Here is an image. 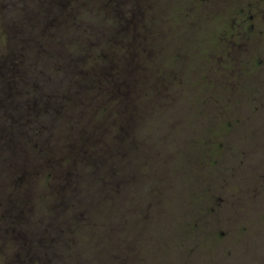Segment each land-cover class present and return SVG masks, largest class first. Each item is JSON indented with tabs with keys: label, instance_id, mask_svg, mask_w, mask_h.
<instances>
[{
	"label": "rangeland",
	"instance_id": "374dc122",
	"mask_svg": "<svg viewBox=\"0 0 264 264\" xmlns=\"http://www.w3.org/2000/svg\"><path fill=\"white\" fill-rule=\"evenodd\" d=\"M80 1L76 17L82 22L114 26V14L100 5L101 0ZM126 1V10L134 8L129 12L137 19L138 31H127L131 33L126 36L141 38L145 47L138 58L148 77L140 86L146 114L144 129L140 127L137 133L144 144L128 165L138 178L131 184L130 196L124 191L98 202L91 200L89 222L72 228L78 229L73 250L85 264L123 263L119 257L126 251L127 234L133 237L136 230L125 225L126 211L135 206L155 213L151 221H144L148 224L140 229L141 236L134 237L138 244L135 264H219L215 258L226 260L230 255L229 261L235 263L240 250L263 260L264 182L259 171L264 170V104L256 108L255 103L264 101V68L255 72L251 63L258 54L264 56V28L261 37L247 41L240 71L232 73L233 86L220 78L228 73L220 72L215 64L222 55L215 49L224 37L221 20L225 16L220 6L206 3L205 8L196 0ZM249 9L245 15L254 14L249 21L259 30L264 16ZM30 12L27 7L26 13ZM63 25L60 33L77 54L83 50L78 38L88 32L75 23ZM162 75L168 84L166 79L159 81ZM255 92H260V99H253ZM223 110L221 119L216 114ZM225 175L233 180L224 183ZM155 184L160 194L152 193ZM225 190L235 198L239 194L236 200L242 201L244 209L240 219L207 210ZM46 209L42 205L39 213ZM221 227L230 232L228 240H215Z\"/></svg>",
	"mask_w": 264,
	"mask_h": 264
},
{
	"label": "trees",
	"instance_id": "16d2710c",
	"mask_svg": "<svg viewBox=\"0 0 264 264\" xmlns=\"http://www.w3.org/2000/svg\"><path fill=\"white\" fill-rule=\"evenodd\" d=\"M81 2L0 0V264H85L72 228L89 222L91 200L128 195L138 178L128 165L144 144L148 77L141 38L126 36L138 32L134 8L101 0L114 26H88L76 17ZM68 23L88 32L77 54L60 33Z\"/></svg>",
	"mask_w": 264,
	"mask_h": 264
},
{
	"label": "flooded vegetation",
	"instance_id": "af4514ba",
	"mask_svg": "<svg viewBox=\"0 0 264 264\" xmlns=\"http://www.w3.org/2000/svg\"><path fill=\"white\" fill-rule=\"evenodd\" d=\"M196 2H202L201 4L206 7L209 5H218L221 7L222 14L225 16L223 20H221V24L224 25V30L221 31V35H223V38H219L220 47L215 50H220L222 52V55H218L219 59H221L219 62H215L216 65H218L220 72H227V75H221L220 78L224 79L225 83L228 82L229 84L233 85V75L232 73H235L240 71V65H241V59L244 51L247 50L248 44L250 40L256 39V37H261L263 34V28L264 23H259V30L258 28L250 24L249 19L253 18L254 14L250 15V18H247L245 15V10L247 8L254 9L255 14H263L264 16V0H196ZM206 3H210L209 5ZM249 9V10H250ZM236 13L235 17L231 18L232 13ZM233 19V23H230V20ZM248 43V44H247ZM232 48V49H231ZM214 51V50H213ZM248 54V53H245ZM212 58L215 60V55L212 52ZM224 56V58H223ZM233 58V59H232ZM234 60V63H233ZM234 64V65H233ZM253 71L258 72L261 71L264 68V56L258 54L254 60L253 63H251ZM235 86V85H233ZM232 86V87H233ZM260 92H255L253 95V99L257 100L260 99L259 95ZM261 105L264 104V101L261 99ZM225 111L219 112V114H216V116L223 119L225 116ZM228 123V121H227ZM264 137V135H263ZM259 177L264 180V170L259 171ZM158 179H166L159 177ZM224 182L228 181L230 179L227 177H223ZM233 180V179H231ZM134 180L132 178H129V185H128V196L131 194V184ZM155 194V192H152ZM157 194H160L157 193ZM230 197H226L224 199L222 192H219L216 197L214 198L213 205L207 209L212 213L220 214V216H224V214H227V216L230 218H233V220L240 219L244 209L242 206V201H238L239 194H237L236 198L230 194ZM242 198V197H241ZM235 199V200H234ZM223 201L225 202L223 204ZM244 203V201H243ZM220 206V207H219ZM164 209V208H162ZM154 212L151 208H138L135 206H129L126 211V226L130 229V231H134L136 229L135 235L133 232V237L131 234H127L126 237V251L124 253V260L125 264H135L134 260L137 258V248L138 244L135 240V236H141V228L148 224L144 222L145 220L151 221ZM216 224V222L214 223ZM221 229V231H220ZM224 230V231H222ZM242 232L245 230V226L241 225ZM131 233V232H130ZM130 235V236H129ZM230 236V232L225 229L224 227L218 228L216 230V236L215 240L217 241H223L228 240ZM244 248V246H242ZM241 255L237 258L238 260L233 263L232 261H229L230 253L227 256L226 260L215 258L219 264H264V259L259 260L258 256H254V253L246 252L245 250H240Z\"/></svg>",
	"mask_w": 264,
	"mask_h": 264
}]
</instances>
